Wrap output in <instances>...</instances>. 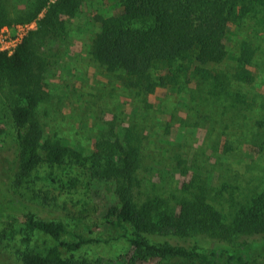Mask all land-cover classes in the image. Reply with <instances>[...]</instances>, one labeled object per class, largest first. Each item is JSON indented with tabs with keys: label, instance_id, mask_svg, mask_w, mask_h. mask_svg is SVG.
<instances>
[{
	"label": "trees",
	"instance_id": "16d2710c",
	"mask_svg": "<svg viewBox=\"0 0 264 264\" xmlns=\"http://www.w3.org/2000/svg\"><path fill=\"white\" fill-rule=\"evenodd\" d=\"M51 1L34 4L36 9L26 11L27 17L21 21L38 18ZM120 1L124 8L120 15L95 18L100 30L93 39L91 55L110 73L120 69L117 78L125 88L140 95L154 92L157 85L178 87L192 102L188 104L185 99L189 111L196 108L197 114L208 100L222 108L226 105L225 109L230 99L229 105L236 108L247 105L243 93L230 89L225 73L211 78L212 70L207 66L225 61L223 40L231 23L244 33L234 56L233 82H253L254 74L248 68L257 57L264 56V0ZM80 4V0H55L38 21V30L24 38L12 55L0 52V90L11 101L17 141L14 177L18 184H24L43 171L49 186L62 192L81 190L83 199H89L90 193L92 197L99 194L92 185L110 184L115 199L96 206L93 220L78 216L80 232L71 231L62 221L40 220L32 212L23 214L21 229L16 232L13 225L8 229V223L3 227L2 222L15 221L9 216L22 214L26 206L0 193V247H11L13 241L27 243L25 250L15 252L22 264H90L76 258V253L101 242L93 234L104 220L114 228H130L128 240L136 260L149 255L155 264H264V176L252 188L242 190L239 185L212 187L197 173L182 186L180 196L146 198L138 176L144 162V126L133 125L117 132L110 128L89 157L65 140L45 136L35 109L48 87L44 75L50 64L47 52L54 47L52 39H67L65 18L78 15ZM209 44L217 50L210 51ZM164 70L170 71L162 75ZM189 82H195L197 89L185 91ZM251 120V127L247 120L236 125L237 132L244 134L236 135V150L249 144V163L256 154L264 153V113ZM249 132L252 136L247 143L244 138ZM36 233L55 244L35 247ZM115 263L131 264L122 259Z\"/></svg>",
	"mask_w": 264,
	"mask_h": 264
},
{
	"label": "rangeland",
	"instance_id": "374dc122",
	"mask_svg": "<svg viewBox=\"0 0 264 264\" xmlns=\"http://www.w3.org/2000/svg\"><path fill=\"white\" fill-rule=\"evenodd\" d=\"M39 1H0V24H3L0 39L1 35H7L3 31L9 30L5 43L2 44L0 40V52L12 55L17 49L14 48L16 37L23 35L26 38L38 30V21L45 16L47 8L55 0L42 9L38 18L30 22L21 20L27 17L26 11L28 13L36 9L34 4ZM80 3L79 14L74 18H65L68 21L67 39H52L54 42L51 45L54 47L47 52L50 61L44 73L48 85L47 98L45 95L35 109L45 136L65 140V144L82 152L84 157H89L95 143L110 128L117 132L133 125L144 126V162L138 176L146 198L180 196L182 186L189 183L197 173L206 177L215 188L223 185H239L242 190L252 188L264 176V153L256 154L254 161L249 163L251 160L246 152L252 149L250 145L240 146L236 150V135H244L242 130L237 132L239 129H236V125L247 120L251 127V119L264 113V56L257 57L253 66L248 68L254 74L251 84L233 82L232 76L236 72L234 56L244 33L237 31L230 23L226 39L223 40L227 51L225 61L219 65L210 64L207 68L212 70L211 78L225 73L226 78L230 79V89H235L236 93L237 88L243 93L247 105L236 108L229 105L232 102L230 99L225 109L226 105L222 108L218 103L208 100L200 106L197 114L196 108L191 107L194 110L189 111L186 101L188 104L192 102L188 97L185 98V93L179 91L178 87L157 85L154 92L137 95V90L125 88L117 78L122 73L120 69L110 73L101 63L94 62L91 45L100 30L95 18L120 15L124 8L120 0H80ZM208 48L212 52L217 50L212 44ZM169 71L164 70L161 74ZM187 85L185 91L197 89L195 82ZM10 104L11 101L0 90V193L22 201L26 208L22 214L18 212L9 216L15 218V221L3 220V227L8 223V229L13 225L14 230L19 231L23 214L32 212L40 220L62 221L71 231L80 232L77 217L83 215L93 220L96 206H103L107 199H115L114 188L110 184L92 185L95 191L99 190L96 192L99 194L92 197L90 193L89 199H83L81 190L62 192L60 188L49 186L43 171L33 177L32 181L18 184L14 177L17 141ZM247 134L244 138L246 142L252 136L251 132ZM226 153H230L233 158H227ZM180 161L182 164H179ZM130 236V228L124 231L119 227L108 226L102 220L93 234L101 242L77 252L76 258L86 259L90 264H116L115 261L119 259L131 264H140V260L155 264L149 255L136 260L128 240ZM32 243L39 249L55 244L49 237L37 233ZM26 246L27 243L19 241H13L11 247L4 244L0 247V264H22L15 252L18 249L25 250ZM163 264L169 263L166 261ZM170 264L182 263L173 261Z\"/></svg>",
	"mask_w": 264,
	"mask_h": 264
},
{
	"label": "built area",
	"instance_id": "2783aa9c",
	"mask_svg": "<svg viewBox=\"0 0 264 264\" xmlns=\"http://www.w3.org/2000/svg\"><path fill=\"white\" fill-rule=\"evenodd\" d=\"M3 32H4L3 34H7L8 35L9 30L5 29V31H3ZM7 35L6 36L1 35V39L0 40H1L2 44L5 43V40L8 38ZM24 38L25 37L23 35H19L18 37H16L15 40H14V48H17L18 44L22 43Z\"/></svg>",
	"mask_w": 264,
	"mask_h": 264
}]
</instances>
